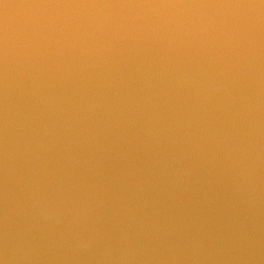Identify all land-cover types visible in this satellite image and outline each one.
<instances>
[{
	"label": "water",
	"instance_id": "water-1",
	"mask_svg": "<svg viewBox=\"0 0 264 264\" xmlns=\"http://www.w3.org/2000/svg\"><path fill=\"white\" fill-rule=\"evenodd\" d=\"M0 264H264V0H0Z\"/></svg>",
	"mask_w": 264,
	"mask_h": 264
}]
</instances>
